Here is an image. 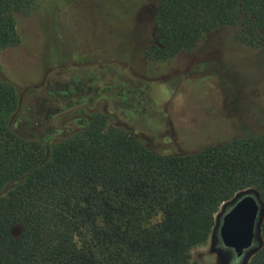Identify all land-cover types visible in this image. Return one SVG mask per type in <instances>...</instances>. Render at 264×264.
<instances>
[{
  "label": "trees",
  "instance_id": "16d2710c",
  "mask_svg": "<svg viewBox=\"0 0 264 264\" xmlns=\"http://www.w3.org/2000/svg\"><path fill=\"white\" fill-rule=\"evenodd\" d=\"M39 6L0 0V52L19 44L15 15ZM222 33L231 47L257 48L264 0H159L146 56L188 54ZM18 110L15 86L0 77V264H190L223 204L248 189L264 204V125L159 154L103 112L47 143L24 138ZM260 236L247 264H264V216Z\"/></svg>",
  "mask_w": 264,
  "mask_h": 264
},
{
  "label": "rangeland",
  "instance_id": "374dc122",
  "mask_svg": "<svg viewBox=\"0 0 264 264\" xmlns=\"http://www.w3.org/2000/svg\"><path fill=\"white\" fill-rule=\"evenodd\" d=\"M158 2L38 0L37 9L16 14L19 44L0 52V77L19 98L14 131L47 143L103 112L110 126L159 154L259 132L264 39L257 48H236L223 33L208 35L191 53L152 59L146 51ZM210 237L199 246L205 251L192 249L190 264H219Z\"/></svg>",
  "mask_w": 264,
  "mask_h": 264
},
{
  "label": "water",
  "instance_id": "95a60500",
  "mask_svg": "<svg viewBox=\"0 0 264 264\" xmlns=\"http://www.w3.org/2000/svg\"><path fill=\"white\" fill-rule=\"evenodd\" d=\"M226 208L229 210L225 214L221 216L218 213L215 217L211 246L215 243L218 231L223 246L233 250L238 257L245 253L242 264H247L250 256L261 246L260 231L264 204L257 191L248 189L237 193L223 204L222 210ZM220 217H222L221 221H219Z\"/></svg>",
  "mask_w": 264,
  "mask_h": 264
},
{
  "label": "flooded vegetation",
  "instance_id": "af4514ba",
  "mask_svg": "<svg viewBox=\"0 0 264 264\" xmlns=\"http://www.w3.org/2000/svg\"><path fill=\"white\" fill-rule=\"evenodd\" d=\"M77 91L79 92H83V93H88L89 92V89H86V90H82V89H77ZM49 115H52L51 113H48ZM229 210V208H226L225 210H220V214L221 216L223 214H225L227 211ZM222 217H220V220L221 221ZM210 247H211V251L213 253L216 254V257L218 258L219 260V264H242L243 262V259L245 258V253H243L241 256H236V254L233 252V250L231 249H227L223 246L221 240H220V237H219V234H218V231L216 233V238H215V243L213 246H211V237H210Z\"/></svg>",
  "mask_w": 264,
  "mask_h": 264
},
{
  "label": "clouds",
  "instance_id": "9594fccd",
  "mask_svg": "<svg viewBox=\"0 0 264 264\" xmlns=\"http://www.w3.org/2000/svg\"><path fill=\"white\" fill-rule=\"evenodd\" d=\"M197 247H198V250H199V251H205V249H204V248H202V247H199V246H197ZM189 254H190V255H192V254H193V253H192V250H190V251H189Z\"/></svg>",
  "mask_w": 264,
  "mask_h": 264
}]
</instances>
